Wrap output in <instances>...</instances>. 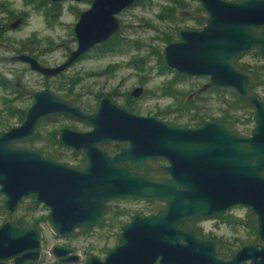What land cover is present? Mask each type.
<instances>
[{
    "label": "water",
    "instance_id": "obj_1",
    "mask_svg": "<svg viewBox=\"0 0 264 264\" xmlns=\"http://www.w3.org/2000/svg\"><path fill=\"white\" fill-rule=\"evenodd\" d=\"M61 2L65 0H51ZM78 1V0H69ZM135 0H93L74 27L77 47L55 68L27 63L45 79L67 70L80 56L117 34V15ZM206 15L200 30H181L178 40L160 51L163 65L176 74L207 78L198 93L231 89L253 109L249 136H239L220 123L205 121L198 128H176L154 117L131 114L103 96L97 109L84 114L77 106L48 90L32 93L33 102L20 125L0 131L1 210L12 215L23 199L33 198L48 208L45 224L57 237H70L79 229L98 227L110 216L108 204L116 199L157 202L164 209L149 216L133 215L121 229L117 244L104 261L94 256L84 264H264V103L248 89L249 78L232 60L246 53L264 59V0H198ZM19 21L10 26L16 29ZM143 92L136 88L131 96ZM53 115L79 119L87 132L62 129L57 142L80 152L82 169L57 163L42 153L13 148L37 134L38 123ZM110 142H126L113 156L100 149ZM159 158L167 177L154 181L143 176L147 159ZM236 207L256 218L259 243L237 250L229 260L216 256L211 240L198 238L179 226L192 220L221 216ZM43 249L38 226L23 228L12 221L0 226V264H37ZM71 249L55 248L59 264L78 257L60 258Z\"/></svg>",
    "mask_w": 264,
    "mask_h": 264
},
{
    "label": "rangeland",
    "instance_id": "obj_2",
    "mask_svg": "<svg viewBox=\"0 0 264 264\" xmlns=\"http://www.w3.org/2000/svg\"><path fill=\"white\" fill-rule=\"evenodd\" d=\"M25 0H0V27L4 26L8 30L9 24L14 22L12 17L26 13L28 18L26 24L18 27L16 30H8L0 38V81L5 79L15 82L21 80L28 87L34 86L39 78L32 72L23 71L24 67L9 61L10 51L4 48V43H13L26 41L32 37L40 43L42 52V61L47 65H57L62 63L66 54L73 50L76 43L73 42V28L78 21V15L90 8L92 0H80L78 3H64L59 8L57 20H53L52 27L47 26L42 11L34 10L33 7L24 5ZM193 5L192 0H184ZM236 1V0H226ZM172 6V0H142L140 4L134 5L117 15L121 24V29L117 35L118 47L114 52L98 54L95 49L79 62L71 66L64 75L59 78L58 83L53 86V92L57 95H64L69 90L70 85L74 87L75 94L84 93L86 96L80 100V106L86 112H93L98 106L100 96L110 95L114 104L123 107L127 97L136 88H142V94L132 99V107L136 115L144 117H154L164 123L180 124L186 123V115L175 121L179 115L174 111L182 107L178 101L166 97L161 91L164 85L174 80L175 89L185 94L188 98L193 92L197 91L207 82L206 78L177 77L178 75L171 70L162 71L156 55L167 43L164 41L165 35L171 38L170 43L178 40L180 30H199L201 26L196 23L201 20L194 14V10L177 11V19L173 22L162 18L167 8ZM10 12V14L8 13ZM12 14V15H11ZM14 46H17L14 45ZM12 47V46H11ZM49 48V51H43ZM142 59L140 63L135 60ZM239 63L244 64L252 70H259L263 62L255 56H247ZM264 72V71H263ZM17 76V77H16ZM175 77L177 80H175ZM38 89V88H36ZM33 90V89H32ZM256 94L264 100V87L256 89ZM233 93L230 90H214L204 93L200 99H191L199 108H203L209 120L217 121L222 117V111L227 110V103L233 101ZM99 97V98H98ZM13 92L6 90L0 84V123H7V126L13 128L20 125L21 116H9L11 108H17L25 112L30 106L31 101L12 102ZM134 99V100H133ZM9 101V103L7 102ZM193 101V102H194ZM171 111V112H170ZM170 112L171 114H168ZM230 116L241 120L242 125L237 129L238 134H248L253 127L251 120L252 111L241 109L230 112ZM74 127L77 130H89L90 127L84 123L71 121L59 117L56 120H44L39 125L38 136L36 140L28 143L17 142L12 145L13 148L29 149L41 153H50L51 145L44 140L48 133L58 132L65 127ZM193 127V125H190ZM6 131V130H4ZM41 132V133H40ZM58 150V149H57ZM61 154L62 160L58 161L68 167L81 165L79 155H71L70 151L58 150L55 154ZM3 198L0 196V206ZM32 198L23 200L18 205L12 215L0 214V226L6 221H16L19 217L26 215L32 224H37L43 235L44 255L47 262L42 264H53L51 261L50 249L56 245H69L75 248L80 255L81 260L92 255L99 259L106 256L107 252L117 244L118 234L121 225L128 222L131 215L135 213L146 214L148 212L157 213L163 210L164 205L157 202L153 204H143L131 199L114 200L109 206L115 214L110 222L104 223L100 227L87 230H79L69 238L55 237L45 224V218L49 210L43 205H36L32 208ZM248 210L243 207H236L230 210V214L244 218ZM199 228L201 236L214 238L218 243L233 242L235 238L245 240L248 232L240 230L233 233L231 229L220 224L218 219H200L197 220L192 229ZM257 243L259 240L257 239ZM235 250H238L235 248ZM82 264V263H80Z\"/></svg>",
    "mask_w": 264,
    "mask_h": 264
},
{
    "label": "flooded vegetation",
    "instance_id": "obj_3",
    "mask_svg": "<svg viewBox=\"0 0 264 264\" xmlns=\"http://www.w3.org/2000/svg\"><path fill=\"white\" fill-rule=\"evenodd\" d=\"M80 0H78V1H69V0H65V1H61V2H53V1H51V0H36V3L33 1V0H25L24 1V5L25 6H28V7H33V9L34 10H37V11H42V14H43V16H44V19H45V21L47 22V26L48 27H52L53 25H52V22H53V20L55 19V20H57L58 19V17L60 16V14H59V8L61 7V5L62 4H64V3H67V2H70V3H73V2H75V3H78ZM93 1V0H92ZM236 1H243V0H236ZM84 12V11H83ZM82 13V12H81ZM80 13V14H81ZM80 14L78 15V20H79V16H80ZM12 15V14H11ZM28 18V16H27V14L24 12V13H21L19 16H14V17H12L10 20H12V19H14V22H12L11 24H9V26L7 27L8 28V30H16L18 27H20V26H23L24 24H26V19ZM17 21H19V25L17 26V28L16 29H11L10 28V26L11 25H13L15 22H17ZM78 22V21H77ZM76 25V24H75ZM205 25V22H204V24L201 26V28L203 27ZM75 27V26H74ZM200 28V29H201ZM121 29V28H120ZM199 29V30H200ZM8 30H6V28L4 27V26H1L0 27V34L2 35L3 33H5V32H7ZM120 31V30H119ZM181 31V30H180ZM256 32H264V27L263 28H259V29H257L256 30ZM179 33V32H178ZM73 34H74V28H73ZM118 34V33H117ZM116 35V34H115ZM114 35V36H115ZM114 36H112L111 38H113ZM1 37V36H0ZM0 41H2L3 42V39L2 38H0ZM73 42L74 43H76V45H75V47H74V49L73 50H71V51H69L67 54H66V58H65V60L62 62V63H60V64H57V65H47V64H45L43 61H42V55L44 54L43 52H42V49H41V46H40V43H38L36 40H35V38L34 37H32V38H30V39H26V41H24V42H20V44L19 43H17V42H13V43H4V48H6L7 50H9L10 51V54H11V57L9 58V61L10 62H13V63H16V64H20V65H22L23 67H24V69H23V71H25V72H32V73H34L38 78H39V81L37 82V83H34V86H32V88L31 87H28L26 84H24L21 80H19V79H17L15 82H13L12 80H10V81H7V80H5V79H1V81H0V84H3V88H5L6 90H11L12 92H13V98H11V101L12 102H19V103H21V102H23V100H29V101H31V104H32V102H33V99H32V96H31V94L32 93H35V92H41V91H44V90H48V91H50L52 94H54V95H56V96H58L59 98H61L62 100H64V101H67V102H69V103H71V104H73V105H75V106H77L78 108H80V110L84 113V114H91V113H93V112H91V113H89V112H86L81 106H80V100H82V98L83 97H85L86 95L84 94V93H82V94H75L74 93V87L76 86V84L74 85V87H73V82L74 81H72L71 83H72V85H70V87H69V90L66 92V94H64V95H57V94H55L54 92H53V86L54 85H56L57 83H58V79L59 78H61L63 75H64V73L71 67V66H73L75 63H77V62H79V61H81L87 54H88V52L86 53V54H84V55H82V56H80L67 70H65L63 73H61V74H59V75H57L56 77H52V78H49V79H45L44 78V76L42 75V74H40V73H38V72H35V71H32L31 69H30V66L27 64V63H24V62H20V61H15L14 60V58H16V57H19V56H28V57H30V58H32V59H34L40 66H42V67H46V68H55V67H57V66H60L61 64H63L67 59H68V57H69V55L71 54V52H73L75 49H76V47H77V39H76V37H75V34H74V39H73ZM17 44V46H14V45H16ZM12 46V47H11ZM95 48V47H94ZM93 48V49H94ZM93 49H91V50H93ZM90 50V51H91ZM43 51H49V48L47 49V48H44L43 49ZM89 51V52H90ZM247 56H255V57H258L262 62H263V64H262V66L260 67V69L259 70H252L251 68H249L248 66H246V65H244V64H240L239 63V61H241L243 58H245V57H247ZM232 65L234 66V68L237 70V71H239L240 73H242V74H244V75H247L248 76V78H249V84H248V89H249V91H250V93H252L253 95H255L260 101H262L263 103H264V100L263 99H261L257 94H256V89H258L259 87H264V59L259 55V54H257V53H246V54H243V55H239V56H237L236 58H234L233 60H232ZM169 70V69H168ZM174 72V71H173ZM175 73V72H174ZM177 75H179V74H177ZM179 76H182V75H179ZM17 77V76H16ZM183 77H186V76H183ZM191 78V77H190ZM207 79V78H206ZM175 80H177L176 79V77H175ZM208 80V79H207ZM75 83V82H74ZM176 85V83L174 84V86ZM2 86V85H1ZM36 88H38V89H36ZM201 88V87H200ZM199 88V89H200ZM33 89V90H32ZM198 89V90H199ZM197 90V91H198ZM217 90H229V89H217ZM197 91H195V92H193L189 97H188V100H191L192 98L194 99L195 98V96L196 95H199V96H202L204 93H198ZM214 91V90H213ZM230 91L233 93V101L232 102H230V103H228L229 104V106H230V110H229V114L227 115V119H226V121L227 122H229L230 121V129L227 127L228 125H229V123L227 124V125H225V123L224 122H220L219 120L221 119H218L217 121H215V122H218V123H220L224 128H226V129H228L229 131H231V132H233V133H235V134H237V135H239V136H244V137H246V136H249L250 135V132H251V130L249 131V133L248 134H238L237 133V129L239 128V125H242V122H241V120L240 119H238V118H233V116H230V112H233V111H239V110H241L238 106L239 105H244V104H242L241 102L239 103V101H238V99L240 98V99H243V98H241L235 91H233V90H231L230 89ZM209 92H211V91H209ZM205 93H208V92H205ZM104 96H108V95H104ZM103 97V96H102ZM101 96H100V98H99V101H100V99L102 98ZM109 98H110V96H108ZM131 98H134V97H132L131 96V93H130V96L129 97H127V99H129L130 101H129V103H132V99ZM111 99V98H110ZM134 99H136V98H134ZM133 99V100H134ZM244 100V99H243ZM112 101V100H111ZM245 101V100H244ZM113 102V101H112ZM246 102V101H245ZM247 103V105H244V106H246V107H244V109H249V110H251L252 111V117H253V109H252V107L249 105V103L248 102H246ZM30 104V105H31ZM99 104V103H98ZM116 105V104H115ZM118 106V105H117ZM30 107V106H29ZM28 107V108H29ZM98 107V106H97ZM119 107V106H118ZM27 108V109H28ZM120 108H122L123 110H126V111H128L127 109H125L124 108V106L123 107H120ZM26 109V110H27ZM97 109V108H96ZM95 109V110H96ZM25 110V111H26ZM129 113H131V114H135V113H133L134 112V109H133V111L132 112H130V111H128ZM175 112V111H174ZM176 113V112H175ZM171 114V113H170ZM24 115H25V112H24ZM136 115V114H135ZM59 117H63V118H66V119H69V120H71V121H76V122H81V123H84V124H86L85 122H83V121H81V120H79V119H76V118H74V117H71V116H67V115H53V116H50V117H47V118H44V119H42L39 123H38V125H37V128H36V131H37V134H36V136L34 137V138H32V139H30V140H26V141H22L23 143H28V144H30L31 142H33V141H35L36 140V137L38 136V129H39V125L41 124V122H43L44 120H56L57 118H59ZM149 117V116H148ZM228 118H229V120H228ZM23 119H24V116H23ZM23 119L21 120V122L23 121ZM209 119H206V120H204V122L205 121H208ZM209 121H213V120H209ZM247 121L248 122H250V121H252V118H251V120H249V119H247ZM204 122H202L200 125H202ZM233 122H236V123H238V126L236 127V128H231V125H232V123ZM253 122V121H252ZM21 124V123H20ZM167 125H169V126H171V127H176V128H180V127H178V125L176 126V124L174 123V124H172V123H166ZM86 125H88V124H86ZM200 125H198V126H193V127H188V128H198ZM89 126V125H88ZM253 126H254V124H253ZM90 127V126H89ZM253 128V127H252ZM62 129H64V128H62ZM62 129H60V130H62ZM65 129H69V130H73V131H79V132H87V131H90L91 130V128L89 129V130H77V129H74V127H65ZM59 130V131H60ZM58 131V132H59ZM58 132H50V133H48V135H47V137L44 139V140H46L50 145H51V147H49V150H50V153H46V154H44V153H42L44 156H46V157H49L51 160H53L52 159V157H54L56 154V152L58 151V150H62V151H64V150H68V151H70L71 153V155H79L83 160H84V158H83V156H82V154L80 153V152H75V151H73V150H71V149H66V148H63L62 146H60L59 144H58V142H57V134H58ZM41 133V132H40ZM55 133V137H54V140H53V138H52V136H53V134ZM11 147H12V145H11ZM100 147V149L102 150V151H104L105 153H107L108 155H110V156H113L114 154H116V153H118L119 151H120V149H123V148H127L128 147V143H126V142H121V143H118V142H110V143H108V144H103V145H100L99 146ZM18 149H20V148H18ZM58 149V150H57ZM24 150H29V149H24ZM30 151H33V150H30ZM34 152H36V151H34ZM39 153H41V152H39ZM53 161H55V162H57V163H60V162H58V161H56V160H53ZM62 164V163H61ZM146 164L148 165V167L142 172V174H143V176L145 177V178H147V179H150V180H154V181H158V180H160V178L161 177H167L166 176V174L164 173V171L161 169L162 167H165V166H168V163L165 161V160H163V159H159V158H152V159H147L146 160ZM65 165V164H64ZM84 165H85V160H84V163H83V166L82 167H78V168H76V167H73V168H76V169H82L83 167H84ZM72 168V167H71ZM30 198H32V197H30ZM29 199V198H28ZM23 200H26V199H23ZM22 200V201H23ZM32 200H33V198H32ZM116 200H122V199H116ZM131 200H134L135 202H143V204H150V202H144V201H140V200H135V199H131ZM21 201V202H22ZM114 201V200H113ZM32 202H34V200L32 201ZM112 202V201H111ZM110 202V203H111ZM109 203V204H110ZM20 204V203H19ZM109 204H108V207H109V211H110V216H109V218H108V220L107 221H105V223L106 222H110L111 220H112V218H113V216H114V214H115V211L114 212H112V210H111V208H110V206H109ZM36 205H38V204H36L35 202H34V207H32V208H35V206ZM0 208H1V206H0ZM46 208V207H45ZM48 209V208H47ZM164 209V208H163ZM161 211V210H160ZM1 212H3L2 210H1ZM159 212V211H158ZM4 213V212H3ZM153 214H155V213H153V211L152 212H148V213H146V214H141V213H135V214H133V215H140V216H142V217H144V216H149V215H153ZM48 215V214H47ZM133 215H131L130 217H129V219H128V222L130 221V218L133 216ZM224 215H229L230 216V211H228L227 213H225V214H223V215H221V216H224ZM218 217H220V216H217V217H213L214 219H218ZM46 219V218H45ZM209 219V218H208ZM198 220H200V219H198ZM219 220V219H218ZM197 220H192L190 223H187L186 225H188L187 226V228H181L180 226L181 225H184V224H181L179 227L181 228V229H184V230H190V229H192V227H193V225H194V223L196 222ZM127 222V223H128ZM14 223V222H13ZM127 223H125V224H123V225H121V227H120V232H119V234H118V236H120V233H121V229H122V227L124 226V225H126ZM220 224H223V223H220ZM223 225H225V226H227V227H229L228 225H226V224H223ZM35 226V225H34ZM34 226H32V227H34ZM102 226V225H101ZM98 227H100V226H98ZM23 228H25V227H23ZM28 228H31V227H28ZM92 228H96V227H92ZM89 229H91V228H89ZM197 230H199L200 232H201V230L199 229V228H196ZM79 230H87V229H79ZM79 230H77V231H79ZM193 231L195 230V229H192ZM77 231H75V232H77ZM42 232V231H41ZM51 232V231H50ZM74 232V233H75ZM52 233V232H51ZM73 233V234H74ZM194 233H195V231H194ZM53 234V233H52ZM54 235V234H53ZM195 235L198 237V238H201V239H204V240H211V241H213L214 243H215V245H216V250H217V247H218V242L214 239V238H211V237H208V236H205V237H202V236H198L196 233H195ZM200 235H201V233H200ZM55 237H57L56 235H54ZM72 236V235H71ZM70 236V237H71ZM57 238H62V239H65V238H69V237H57ZM119 238V237H118ZM118 238H117V240H118ZM42 239H43V235H42ZM256 244H257V242H256ZM249 245H252V244H249ZM246 246V245H245ZM243 247V246H242ZM241 247V248H242ZM55 248H60V249H72L73 251L72 252H67V254H65V255H62L61 254V257L60 258H63V259H71V257L72 256H77L78 257V262H76V263H70V264H80V263H82V264H84V262H85V260H86V258L87 257H89V256H92V255H89V256H87L85 259H83V260H81V258H80V255L78 254V251L75 249V248H73V247H71V246H69V245H56V246H53L51 249H50V254H51V261H52V263L53 264H59L58 262H57V259L54 257V255H53V250L55 249ZM113 249V248H112ZM240 249V248H239ZM238 249V250H239ZM111 250V249H110ZM109 250V251H110ZM108 251V252H109ZM108 252H107V254H108ZM44 253V240H43V249H42V253H41V255H40V259H39V262L37 263V264H42V263H44V262H47L48 261V259H46V256L43 254ZM107 254H106V256H107ZM234 255V254H233ZM106 256L105 257H103L102 259H99V258H97V259H99V260H101V261H104V259L106 258ZM95 257V256H94ZM219 258V257H218ZM221 259V258H220ZM230 258H228V259H222V260H229ZM9 264H12V262H9ZM67 264H69V263H67ZM243 264H250L249 262H246V263H243Z\"/></svg>",
    "mask_w": 264,
    "mask_h": 264
},
{
    "label": "trees",
    "instance_id": "obj_4",
    "mask_svg": "<svg viewBox=\"0 0 264 264\" xmlns=\"http://www.w3.org/2000/svg\"><path fill=\"white\" fill-rule=\"evenodd\" d=\"M36 3V0H33ZM194 2L193 5H190L188 2H185L184 0H172V6L167 8L165 14H162V18L168 20V21H175L177 19V11H180L178 14L182 13L183 11H188V10H194V14L197 16V18L201 17V20L198 21L196 24L199 26H202L206 20V15L204 14L203 10L201 9L198 0H192ZM142 2V0H135L134 5L140 4ZM131 6V7H132ZM10 14V12H8ZM117 35L116 34L113 38H111L109 41L100 44L98 46H96L94 49L97 51L98 54H105V53H111L114 52L116 50V48L118 47V41H117ZM1 36V34H0ZM164 41L169 44L171 41V38L169 35H165ZM157 59L158 62L160 63L161 70L162 71H166L167 68L163 65L161 57L159 52L156 50L155 52H153ZM142 61V59H137L135 60V63H140ZM177 77H181L184 78L183 76H177ZM175 82L174 80L171 81L170 83H168L167 85H164L161 89V91L164 92V95L166 97H170L173 98L174 100L178 101L179 105L181 102H184V105L182 107H178L177 110H175V112L179 115L177 118H175V121L178 119H181L183 117V115H186L187 117L185 118L186 123L183 125L178 124V127L180 128H188L190 127V125L193 126H198L200 125L202 122H204V120L208 119L209 117L206 115V112L204 111L203 108H199L196 104L195 101L193 102L192 100H188V98H184L185 94L181 91H178L175 89L174 86ZM3 86V84H1ZM225 91V90H224ZM110 95H114V94H110ZM108 95V96H110ZM201 96L196 95L194 99H200ZM129 99H127V101L125 102V104L123 105L125 109H127L128 111L132 112L133 111V107L131 106L132 104L129 103ZM239 103L241 102L244 105H247V103L243 100V99H238ZM9 103V101H7ZM244 105H239L238 107L240 109H244ZM244 106V107H243ZM229 110H230V106L227 103V110H223L222 113V117L219 120L220 122H224L225 125H227L229 123V125L227 126L230 129V121L227 122V115L229 114ZM171 112V111H170ZM170 112H167L168 114H170ZM14 116V115H20L21 116V120L23 119L24 116V112H22V110L17 109V108H11V111L9 113V116ZM229 120V118H228ZM177 126V125H176ZM238 126V123L233 122L231 125V128H236ZM9 126H7V123H0V131H4V130H8ZM55 137V133L53 134L52 138L54 140ZM61 154L58 153L56 154L54 157H52L53 160L56 161H60L62 160L61 158ZM84 160L81 159V165H83ZM79 165H76V168H78ZM264 174V173H263ZM153 204V203H150ZM31 206L34 207V202H31ZM1 208H0V214H1ZM220 223L226 224L229 226V228L231 229V231L235 234L237 232H239L241 229L245 230L246 232H248L247 237L245 238V240H243L242 238H235L233 240V242H227L225 244L223 243H219L217 250H216V256L221 258V259H228L231 258L233 256V254L237 251L236 249L241 248L242 246L245 245H249V244H256L257 242V231H256V218L254 216V214L250 211L246 212V215L244 218H239L236 217L232 214L229 215H224V216H220L218 217ZM14 224L16 226L19 227H32L34 225L37 224H32L31 220H28L27 216H21L19 217L16 221H14ZM188 225L184 224L181 225V228H187ZM195 233L198 236L200 235V231L195 229L194 230Z\"/></svg>",
    "mask_w": 264,
    "mask_h": 264
}]
</instances>
